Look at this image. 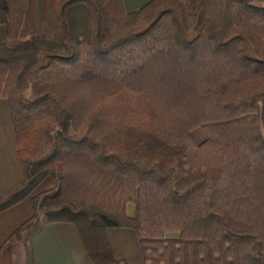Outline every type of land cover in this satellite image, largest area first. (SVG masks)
<instances>
[{"label": "trees", "instance_id": "1", "mask_svg": "<svg viewBox=\"0 0 264 264\" xmlns=\"http://www.w3.org/2000/svg\"><path fill=\"white\" fill-rule=\"evenodd\" d=\"M0 98L22 173L0 212L55 183L16 264L56 222L93 264H122L109 228L142 264H264V0H0Z\"/></svg>", "mask_w": 264, "mask_h": 264}, {"label": "crops", "instance_id": "2", "mask_svg": "<svg viewBox=\"0 0 264 264\" xmlns=\"http://www.w3.org/2000/svg\"><path fill=\"white\" fill-rule=\"evenodd\" d=\"M150 1L122 0V4L125 12L130 13L137 11ZM21 179L22 173L8 105L5 99L0 98V199L15 188ZM54 187V180L47 177L28 198L0 212V264H16L17 251L13 252L10 249L8 239L32 215L31 197L52 190ZM106 234L108 237V231ZM110 245L115 257L121 260L123 252L117 250L115 254L111 242ZM30 249L32 264H93L84 249L76 227L71 223L45 224L42 230L31 239Z\"/></svg>", "mask_w": 264, "mask_h": 264}, {"label": "rangeland", "instance_id": "3", "mask_svg": "<svg viewBox=\"0 0 264 264\" xmlns=\"http://www.w3.org/2000/svg\"><path fill=\"white\" fill-rule=\"evenodd\" d=\"M245 53L247 56L250 57L253 56L252 49L247 44L245 45ZM46 62H47L46 54L41 53L39 56L40 65H43ZM192 134L196 142H200L203 139V133L200 129L192 130ZM126 212L129 216L133 214V206L131 204L127 206ZM106 231H108V238L110 242L113 244L115 254L117 250L123 252L121 255L122 264H142L140 249L134 231L127 228H121V229L109 228ZM17 257H19L18 261H20V259L22 261L25 259L22 248L17 249ZM25 263L26 261L23 262V264ZM18 264H22V263H18Z\"/></svg>", "mask_w": 264, "mask_h": 264}]
</instances>
